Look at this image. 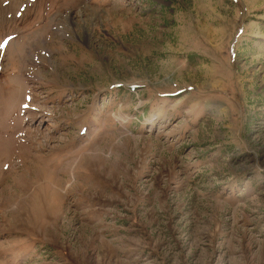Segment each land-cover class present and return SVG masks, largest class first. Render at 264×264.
I'll use <instances>...</instances> for the list:
<instances>
[{
    "label": "rangeland",
    "instance_id": "rangeland-1",
    "mask_svg": "<svg viewBox=\"0 0 264 264\" xmlns=\"http://www.w3.org/2000/svg\"><path fill=\"white\" fill-rule=\"evenodd\" d=\"M5 41L0 264H264V0H0Z\"/></svg>",
    "mask_w": 264,
    "mask_h": 264
},
{
    "label": "snow or ice",
    "instance_id": "snow-or-ice-1",
    "mask_svg": "<svg viewBox=\"0 0 264 264\" xmlns=\"http://www.w3.org/2000/svg\"><path fill=\"white\" fill-rule=\"evenodd\" d=\"M6 43H7V42L5 41V42H3V44H0V46H4Z\"/></svg>",
    "mask_w": 264,
    "mask_h": 264
},
{
    "label": "bare ground",
    "instance_id": "bare-ground-1",
    "mask_svg": "<svg viewBox=\"0 0 264 264\" xmlns=\"http://www.w3.org/2000/svg\"><path fill=\"white\" fill-rule=\"evenodd\" d=\"M43 171V170H42ZM41 173V172H40Z\"/></svg>",
    "mask_w": 264,
    "mask_h": 264
}]
</instances>
